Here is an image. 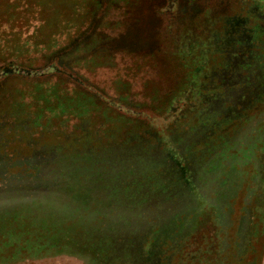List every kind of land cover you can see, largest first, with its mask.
I'll use <instances>...</instances> for the list:
<instances>
[{"label": "rangeland", "instance_id": "obj_1", "mask_svg": "<svg viewBox=\"0 0 264 264\" xmlns=\"http://www.w3.org/2000/svg\"><path fill=\"white\" fill-rule=\"evenodd\" d=\"M0 264H264V0H0Z\"/></svg>", "mask_w": 264, "mask_h": 264}]
</instances>
